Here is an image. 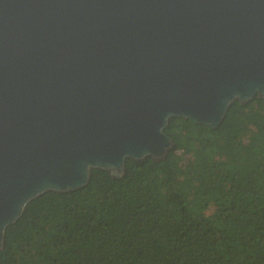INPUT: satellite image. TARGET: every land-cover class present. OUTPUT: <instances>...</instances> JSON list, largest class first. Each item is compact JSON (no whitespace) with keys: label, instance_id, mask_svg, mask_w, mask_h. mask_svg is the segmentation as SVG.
<instances>
[{"label":"water","instance_id":"95a60500","mask_svg":"<svg viewBox=\"0 0 264 264\" xmlns=\"http://www.w3.org/2000/svg\"><path fill=\"white\" fill-rule=\"evenodd\" d=\"M264 100V0H0V250L47 191L173 147Z\"/></svg>","mask_w":264,"mask_h":264},{"label":"trees","instance_id":"16d2710c","mask_svg":"<svg viewBox=\"0 0 264 264\" xmlns=\"http://www.w3.org/2000/svg\"><path fill=\"white\" fill-rule=\"evenodd\" d=\"M159 161L47 191L5 230L0 264H264V100L217 128L172 117Z\"/></svg>","mask_w":264,"mask_h":264}]
</instances>
